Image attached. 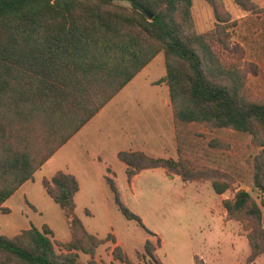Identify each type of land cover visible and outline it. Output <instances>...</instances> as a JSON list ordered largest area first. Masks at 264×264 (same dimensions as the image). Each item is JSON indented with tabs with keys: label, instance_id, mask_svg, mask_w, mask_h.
I'll return each instance as SVG.
<instances>
[{
	"label": "trees",
	"instance_id": "obj_1",
	"mask_svg": "<svg viewBox=\"0 0 264 264\" xmlns=\"http://www.w3.org/2000/svg\"><path fill=\"white\" fill-rule=\"evenodd\" d=\"M205 1L218 20L210 33L195 29L192 0H0V210L162 52L165 74L160 80L167 85L176 133L187 123L227 127L250 134L260 147L252 184L260 202L241 188L221 204L225 218L238 221L244 231L247 263L264 254V100L246 86L247 73L256 70L242 60L243 48L229 42L223 23L230 16L222 0ZM233 1L243 10L256 9L252 0ZM177 154L173 159L120 150L117 158L128 176L163 164L184 181L210 178L216 194L231 187L227 172L195 168L180 145ZM106 178L120 212L145 228L120 200L113 179ZM42 185L63 209L70 240L57 252L46 224L10 237L0 234V264H82L79 252L90 256L85 264H101L93 255L102 239L89 233L73 212L76 178L57 171L44 177ZM145 249L154 264H163L155 259L149 240ZM112 254L130 264L119 246ZM193 258L194 264H204L201 257Z\"/></svg>",
	"mask_w": 264,
	"mask_h": 264
},
{
	"label": "rangeland",
	"instance_id": "obj_2",
	"mask_svg": "<svg viewBox=\"0 0 264 264\" xmlns=\"http://www.w3.org/2000/svg\"><path fill=\"white\" fill-rule=\"evenodd\" d=\"M222 2L230 16L223 23L229 42L243 48L242 60L256 70L247 73L246 86L264 100V0H252L256 9L249 11L233 0ZM192 14L198 32L214 30L218 20L209 3L192 0ZM164 74L159 52L4 201L0 234L10 237L46 224L55 250L63 251L62 244L70 240L69 221L42 185L44 177L63 171L78 182L74 215L102 239L93 255L99 263L126 264L112 254L119 246L130 264H154L145 249L149 240L155 259L163 264H194V255L204 264H248L244 231L235 219L226 221L221 200L242 188L260 202L261 195L252 187L253 159L260 147L250 134L227 127L187 123L176 133L167 85L160 80ZM179 145L195 168L227 172L231 187L216 194L210 178L184 181L163 164L128 176L117 158L120 150H139L177 159ZM106 177L113 179L122 203L149 231L120 212ZM78 258L85 264L90 256L79 252ZM252 264H264V254Z\"/></svg>",
	"mask_w": 264,
	"mask_h": 264
},
{
	"label": "crops",
	"instance_id": "obj_3",
	"mask_svg": "<svg viewBox=\"0 0 264 264\" xmlns=\"http://www.w3.org/2000/svg\"><path fill=\"white\" fill-rule=\"evenodd\" d=\"M200 1H201L202 5L204 6V2H205V0H200ZM23 184H24V183H23ZM23 184H22V185H23ZM22 185H21V186H22ZM226 221H228V220H226ZM237 237H238V236H237ZM235 239H236V238H235ZM242 239H243V238H242ZM246 257H247V256H246ZM256 259H257V258H256Z\"/></svg>",
	"mask_w": 264,
	"mask_h": 264
},
{
	"label": "water",
	"instance_id": "obj_4",
	"mask_svg": "<svg viewBox=\"0 0 264 264\" xmlns=\"http://www.w3.org/2000/svg\"><path fill=\"white\" fill-rule=\"evenodd\" d=\"M149 17H151V16L149 15Z\"/></svg>",
	"mask_w": 264,
	"mask_h": 264
}]
</instances>
